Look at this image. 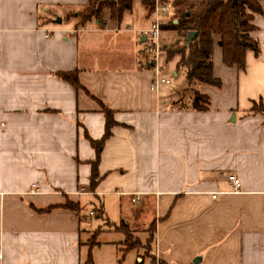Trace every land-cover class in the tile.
<instances>
[{
  "label": "crops",
  "instance_id": "obj_1",
  "mask_svg": "<svg viewBox=\"0 0 264 264\" xmlns=\"http://www.w3.org/2000/svg\"><path fill=\"white\" fill-rule=\"evenodd\" d=\"M89 1L0 0V264H264V2L259 54L227 66L215 36L221 86L194 84L210 98L195 110L184 78L151 89L142 4L133 28L132 5L79 24ZM74 70L77 89L56 75ZM121 221L141 242L153 224L149 255L125 248ZM98 223L107 237L89 248Z\"/></svg>",
  "mask_w": 264,
  "mask_h": 264
},
{
  "label": "trees",
  "instance_id": "obj_2",
  "mask_svg": "<svg viewBox=\"0 0 264 264\" xmlns=\"http://www.w3.org/2000/svg\"><path fill=\"white\" fill-rule=\"evenodd\" d=\"M133 0H90L88 6L77 15L80 17L79 24H83L91 18L101 19L104 9L110 11V18L120 21L124 12L131 8ZM167 2L173 8V13L167 24L161 25L163 30H173L177 33L178 39L172 45H166L161 49L165 52L166 60L177 56L176 67L183 68L188 87H191L192 107L195 110H206L210 105L208 95L193 89L194 84H205L220 87L221 81L213 75V42L218 36V44L222 50V60L225 65H237L244 69L245 52L252 50L255 54L260 52V44L257 38L249 35L254 30L251 23L252 13H260L261 2L264 0H160ZM142 6L151 14L154 9L155 0H140ZM195 31L196 34L188 41V34ZM148 50L151 52L153 46L150 44ZM56 75L72 84L76 89L81 85L78 81V71L57 72ZM261 109L255 102L248 113H256ZM106 116V127L112 123L109 112L104 110ZM92 144L100 141L90 140ZM95 168V161L92 162ZM96 171L94 169L90 185L96 182ZM64 206L70 209H79L77 203L66 201ZM98 215H103L100 208ZM124 236L126 249L136 247L144 248L146 254H150L153 224L148 228V236L144 242L140 239L137 242H127L129 234L134 232L123 221L117 227ZM89 248L94 245L93 236L88 240ZM90 250H88V262L91 261ZM154 256L151 260L154 261ZM158 264H166L158 261ZM198 264V263H191Z\"/></svg>",
  "mask_w": 264,
  "mask_h": 264
},
{
  "label": "rangeland",
  "instance_id": "obj_3",
  "mask_svg": "<svg viewBox=\"0 0 264 264\" xmlns=\"http://www.w3.org/2000/svg\"><path fill=\"white\" fill-rule=\"evenodd\" d=\"M143 11H144V9L141 6L140 1L139 0H133L131 12H128V13H126L124 15L123 22L121 23V26L122 27H127L128 24H127L126 21L131 20L132 21V23H131L132 28L136 27L135 26L136 25L135 24V19L138 17V15L142 14ZM169 16L170 15H165L162 18L163 24H167V20H168ZM152 17H151V19H152ZM141 22H145V20L144 21L141 20ZM137 24L139 25V20H138ZM162 31H163L161 33V37L162 38L160 37L161 44L165 43V46L166 45L169 46V45H172L178 39L177 33L175 31H173V30H163V29H162ZM165 46L162 45V47H165ZM177 59H178V57L175 56L172 59L167 61L165 52L162 49H160L158 62H159V65H161L162 69H163V72L161 73V77H163L165 79H168L170 81V85H162V86H166L168 88H176L177 89L178 87H180L179 85H180L181 79L184 78V80H185V76H184L182 68L177 71L178 72L177 76H174V74H173V72H174V70L176 68ZM185 99H187L186 96H185ZM111 223H113L112 220H111ZM98 224L100 225V228L97 225L96 226L97 228H95L93 230V232L91 233L92 234L91 236H93V240H95V241L96 240L102 241V239H105L107 237V236L104 235V234H106L104 232H106L107 229L103 227V224H101V223H98ZM118 225H119V223L117 224V227H118ZM103 230H105V231H103ZM121 238H123V236ZM138 239L139 238H138L137 234L135 232H132V234L128 235L126 243L137 242ZM98 252H100V251H97V253ZM154 262L158 264V261H156L155 259H154Z\"/></svg>",
  "mask_w": 264,
  "mask_h": 264
},
{
  "label": "built area",
  "instance_id": "obj_4",
  "mask_svg": "<svg viewBox=\"0 0 264 264\" xmlns=\"http://www.w3.org/2000/svg\"><path fill=\"white\" fill-rule=\"evenodd\" d=\"M173 13V8L170 6L167 2H161L160 0H155L154 9L151 13L153 16L150 24L147 28L143 29L141 33L146 36L149 39L150 44L153 46V54L154 57L152 59V63L154 66V76L151 80V89L156 90L160 83H169L168 79H165L161 77L160 75V66H159V52L162 47V44L160 42V33H161V25L163 23L162 18L165 15H171ZM45 37L50 36V31L46 32L44 34ZM5 127V122L0 121V129ZM228 180L230 181L232 185V192H239L241 190V181L240 179L234 175L230 174L228 176ZM40 191L38 186L36 184L32 185L31 192H38ZM216 196L215 193L212 194V197L214 198ZM135 199H133L134 201ZM89 215H94L93 211H89Z\"/></svg>",
  "mask_w": 264,
  "mask_h": 264
},
{
  "label": "water",
  "instance_id": "obj_5",
  "mask_svg": "<svg viewBox=\"0 0 264 264\" xmlns=\"http://www.w3.org/2000/svg\"><path fill=\"white\" fill-rule=\"evenodd\" d=\"M57 21H60V19L58 18L57 19ZM196 34V32L195 31H191V32H189V34H188V41L190 40V39H192L193 38V36ZM194 262H198V260H195Z\"/></svg>",
  "mask_w": 264,
  "mask_h": 264
}]
</instances>
